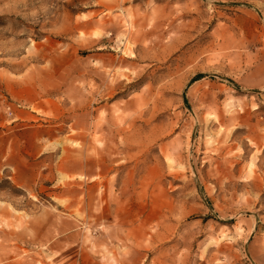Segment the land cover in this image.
<instances>
[{
    "label": "rangeland",
    "instance_id": "obj_1",
    "mask_svg": "<svg viewBox=\"0 0 264 264\" xmlns=\"http://www.w3.org/2000/svg\"><path fill=\"white\" fill-rule=\"evenodd\" d=\"M0 264H264V0H0Z\"/></svg>",
    "mask_w": 264,
    "mask_h": 264
}]
</instances>
